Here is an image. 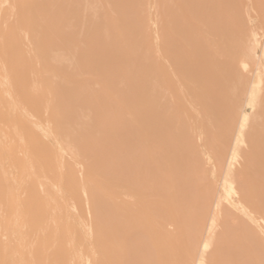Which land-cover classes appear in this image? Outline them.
<instances>
[{"label":"bare ground","instance_id":"bare-ground-1","mask_svg":"<svg viewBox=\"0 0 264 264\" xmlns=\"http://www.w3.org/2000/svg\"><path fill=\"white\" fill-rule=\"evenodd\" d=\"M151 1L4 0L0 264H264V0H231L250 29L204 58L197 0Z\"/></svg>","mask_w":264,"mask_h":264},{"label":"rangeland","instance_id":"rangeland-1","mask_svg":"<svg viewBox=\"0 0 264 264\" xmlns=\"http://www.w3.org/2000/svg\"><path fill=\"white\" fill-rule=\"evenodd\" d=\"M154 1L155 0H153V2L151 1V5L149 6V7H151V9L152 10H154V11H151V12H155V10H156V12H155V14H153L152 13V15H154L155 16V18H156V16H157V14H158V11L157 10H159V8H157V6H158V4H157V6H155L156 5V3H154ZM157 1V0H156ZM219 0H197V5L195 6V7H198L199 8V14H197L198 15V17L194 20L195 22L193 23V24H191L192 26H190V25H186L187 26V42L188 43H191V46H192V44L194 45V46H196V51L198 52V55L199 56H201V57H203L204 58V56H205V54H207V52L208 53H211V54H214L215 52H218V51H220L221 50V48L223 49V46L222 45H225L224 46V48L226 47H229V46H234L235 44H237V45H239L241 42V40L240 39H242V38H240V37H242L243 36V39L246 37V35H244V34H246V33H244V32H247V31H249V30H247L246 31V28L248 27V29H250V27L252 26V27H254V28H256L257 30H259L258 32H259V38H260V40L262 41V39H263V31H264V25H261L260 24V21H259V17H257L258 16V14H257V12L256 11H253L252 12V10L250 11V13L252 12L253 14H250V15H252L251 16V18H248L249 16H247L246 17V19H247V23H248V25L250 26H248V25H244V28L243 29H239V27L241 28V26L239 25V27H238V29L239 30H244V32H242V31H238V29L236 28L238 25H234V23H233V20H232V13H231V10H230V1L231 0H220L219 2H218ZM169 3H167L166 5H165V7H164V13L167 15V17H170L171 15H172V13H175L176 11L178 12V5H177V3L175 2V0H169L168 1ZM6 2H4V0H0V9H1V11H2V13H4L5 11H6V8L8 7V3H6ZM186 3V4H185ZM3 4H5V5H3ZM187 4H189L186 0H183V2L181 3V5H183V6H187ZM177 5V6H176ZM193 5V4H192ZM5 9H4V8ZM157 8V9H156ZM150 10V9H149ZM176 10V11H175ZM176 12V13H177ZM208 12V13H207ZM157 13V14H156ZM226 13V14H225ZM255 14V15H254ZM257 14V15H256ZM227 16V17H226ZM254 16V17H253ZM253 18H255V19H253ZM252 19V20H251ZM258 19V20H257ZM250 20V21H249ZM232 21V22H231ZM255 23V24H254ZM198 24V25H197ZM204 24V25H203ZM251 24H254V25H251ZM257 25H258V27H257ZM199 26V27H198ZM261 26H262V29H261ZM204 27V28H203ZM233 27V28H232ZM195 28V29H194ZM200 28V29H199ZM213 28V29H212ZM236 28V29H235ZM235 29V30H234ZM261 30H263V31H261ZM189 31H190V33H189ZM203 31V32H202ZM216 31V32H215ZM222 31H224V32H222ZM202 32V33H201ZM240 32L241 33H243L242 35L240 34ZM208 33V34H207ZM218 33V34H217ZM225 33V34H224ZM237 33V34H236ZM241 35H239V34ZM248 33V32H247ZM220 34H222V36L220 35ZM202 35L204 36V37H202ZM239 35V36H238ZM220 36V37H219ZM245 36V37H244ZM239 37V38H238ZM195 38H196V40H195ZM207 38V39H206ZM221 38H222V40L224 41H222L221 40ZM228 38V39H227ZM232 38V39H231ZM206 39V40H205ZM217 39V40H216ZM200 40V41H199ZM208 40V41H207ZM219 40H221L222 42H220ZM190 41V42H189ZM215 41V42H214ZM231 41V42H230ZM237 41H239V43L237 42ZM196 42V43H195ZM207 42V43H206ZM233 42H234V44H233ZM199 43V44H198ZM222 43V44H221ZM229 45H228V44ZM231 43V44H230ZM207 44H209L208 46H207ZM217 44H220L221 45V48H220V50L219 49H215V46H216V48H218V47H220L219 45H217ZM212 45V46H211ZM215 45V46H214ZM228 45V46H227ZM194 46H192L193 48H194ZM210 46V47H209ZM218 46V47H217ZM212 48L213 49H215V50H212ZM207 50V51H206ZM215 51V52H214ZM241 54V53H240ZM242 56V55H241ZM238 62V61H237ZM164 63V67L166 68V64H165V62H163ZM239 65V66H238ZM237 68L238 69H241V70H239V71H244L246 74H248V76L246 75V74H244L243 72V74H244V76L248 79V77H252L253 78V75H254V71L252 72L251 70H254V69H252L253 68V66H251V68H248L251 72H249V70L248 69H245V68H243V66H242V64L240 63V61H239V63L237 64ZM242 67V68H241ZM251 73H252V76H251ZM86 76H84V77H80V79L78 80V82L80 83V84H83L85 81H86ZM252 78H251V80H250V78H249V80H248V84H250L251 82H252ZM247 84V85H248ZM242 100L244 101V97H242V99H241V101H240V104H239V109H238V112L239 111H241L242 109V105H241V103H242ZM243 104V103H242ZM245 105H244V107H246L247 109H249V111H251V108L248 106V105H246V103H244ZM198 108H200V107H198ZM188 110H192V108L190 109V106H189V109ZM188 110H187V115H189V117L187 118L186 116V118L187 119H185L186 120V122H187V120H188V123H187V125H185V128H186V131H188L187 133H191V130L189 129V127H188V125H191V124H194V125H198V122H199V124L201 123V121H202V123H203V126H204V128L207 126V125H209V119H213L214 118V116L213 115H209V116H207L206 114H205V112H199V110L200 109H197L196 111L195 110H193L195 113H197V114H195L194 113V115L195 116H193L192 115V111L191 112H188ZM198 111V112H197ZM200 113V114H199ZM197 115V116H196ZM206 116V117H205ZM196 117V118H195ZM195 118V119H194ZM200 118V121L199 120H197V119H199ZM206 118H207V120H206ZM193 120L192 122L193 123H191V122H189V121H191V120ZM197 120V121H196ZM221 121V120H220ZM220 121H218V122H220ZM216 122V121H215ZM236 122H238V120L236 119L235 120V125L232 127V128H230L229 129V135L230 136H233L234 134H235V129L236 128H234V127H236ZM191 123V124H190ZM210 126V125H209ZM208 126V127H209ZM200 127H201V125H200ZM210 128V127H209ZM215 129L216 128H213V130H211V132H212V134H213V132H215ZM217 130V129H216ZM234 133V134H232V132ZM205 132H206V130H205ZM193 135L191 136V140H189V139H186V140H184V142L182 143L183 144V148L186 150L185 152L188 154L189 152H190V146H191V144H193L194 146H195V149L198 151V153H199V156H200V158H201V160L203 161V163H204V165L206 164V160H205V155L203 154V152H204V150H205V147H204V145H202V143H204V139L202 138V139H200V137L198 138V136L196 135V131L195 132H193L192 133ZM195 137H196V139H197V141H196V139H195ZM232 140H233V137H231V140H229V141H231L232 142ZM231 142L229 143L228 142V148H227V150H226V152H227V154H228V151H229V146L231 145ZM197 143H198V145H197ZM203 147H202V146ZM244 145L246 146V148L244 147ZM242 149H244V150H246V149H248V146L246 145V144H243L242 145ZM200 148V149H199ZM202 153H201V152ZM205 166H209V164H206ZM241 166H242V160H240V162H237L236 163V167L237 168H241ZM208 169H210V166H209V168ZM207 176H208V181H206V182H208L210 185H211V187H212V190H214V191H217V189L219 188V185H220V176L219 177H212L211 175H210V177H209V174L207 173ZM212 179V180H211ZM215 180H217V182H215ZM217 185H216V184Z\"/></svg>","mask_w":264,"mask_h":264}]
</instances>
